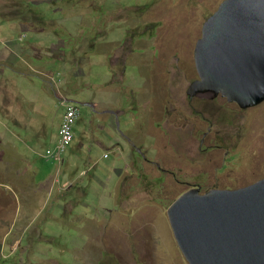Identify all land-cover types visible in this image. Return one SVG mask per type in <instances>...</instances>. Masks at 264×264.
<instances>
[{
    "label": "rangeland",
    "instance_id": "rangeland-1",
    "mask_svg": "<svg viewBox=\"0 0 264 264\" xmlns=\"http://www.w3.org/2000/svg\"><path fill=\"white\" fill-rule=\"evenodd\" d=\"M222 1L0 0V264H190L169 206L264 178V101L187 93Z\"/></svg>",
    "mask_w": 264,
    "mask_h": 264
},
{
    "label": "water",
    "instance_id": "water-1",
    "mask_svg": "<svg viewBox=\"0 0 264 264\" xmlns=\"http://www.w3.org/2000/svg\"><path fill=\"white\" fill-rule=\"evenodd\" d=\"M188 89L243 108L264 101V0H223L195 47ZM190 264H264V178L239 188L192 186L168 208Z\"/></svg>",
    "mask_w": 264,
    "mask_h": 264
},
{
    "label": "built area",
    "instance_id": "built-area-1",
    "mask_svg": "<svg viewBox=\"0 0 264 264\" xmlns=\"http://www.w3.org/2000/svg\"><path fill=\"white\" fill-rule=\"evenodd\" d=\"M68 101H64L67 105ZM80 110L76 103L67 105L66 112L64 114L63 120L60 124L59 135L56 143L47 149L46 156L48 159L52 158L58 162L62 161V154L67 150L75 138L74 134V124L78 119Z\"/></svg>",
    "mask_w": 264,
    "mask_h": 264
},
{
    "label": "crops",
    "instance_id": "crops-1",
    "mask_svg": "<svg viewBox=\"0 0 264 264\" xmlns=\"http://www.w3.org/2000/svg\"><path fill=\"white\" fill-rule=\"evenodd\" d=\"M3 61H5V58L4 57H2L1 56V63L3 62ZM6 62V61H5ZM2 68V67H1ZM5 71V70H4ZM3 71V72H4ZM2 73V72H1ZM21 74H24V73H22V72H20ZM41 73H44V75L45 74H49L48 72H41ZM49 77V76H48ZM51 78H53V76H51ZM74 89V87H67L66 89H64V90H73ZM59 95V97H60V99H61V102L64 104V101H71V102H74V103H76L75 101H73V100H70V99H68V98H66V95H62V94H58ZM61 103V104H62ZM98 103H100V102H94V103H90V105H91V107H96V106H98ZM120 111H122V110H120ZM114 113H115V111H114ZM60 124H61V119H60V121H59V128H60ZM58 135H59V130H58V134L57 135H55V142L53 143V145L56 143V141H57V139H58ZM116 146H117V149L119 150V151H121V152H124L123 150V148H122V144L121 143H119V142H117L116 143ZM60 163V162H59Z\"/></svg>",
    "mask_w": 264,
    "mask_h": 264
},
{
    "label": "trees",
    "instance_id": "trees-1",
    "mask_svg": "<svg viewBox=\"0 0 264 264\" xmlns=\"http://www.w3.org/2000/svg\"><path fill=\"white\" fill-rule=\"evenodd\" d=\"M211 15V14H210ZM74 103V102H73ZM63 104V103H62ZM69 104H72V102L71 101H68L67 102V105H69ZM65 107H66V109H67V105H65V104H63ZM65 114V113H64ZM64 114H63V116H62V119H61V122H62V120H63V117H64Z\"/></svg>",
    "mask_w": 264,
    "mask_h": 264
}]
</instances>
